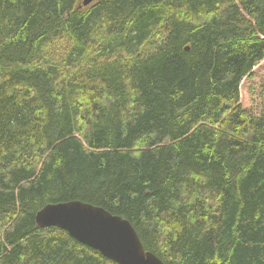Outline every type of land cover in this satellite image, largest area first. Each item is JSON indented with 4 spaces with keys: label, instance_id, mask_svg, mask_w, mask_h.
I'll return each instance as SVG.
<instances>
[{
    "label": "trees",
    "instance_id": "obj_1",
    "mask_svg": "<svg viewBox=\"0 0 264 264\" xmlns=\"http://www.w3.org/2000/svg\"><path fill=\"white\" fill-rule=\"evenodd\" d=\"M83 1L0 0V264H118L37 224L75 199L264 264V0Z\"/></svg>",
    "mask_w": 264,
    "mask_h": 264
},
{
    "label": "water",
    "instance_id": "obj_2",
    "mask_svg": "<svg viewBox=\"0 0 264 264\" xmlns=\"http://www.w3.org/2000/svg\"><path fill=\"white\" fill-rule=\"evenodd\" d=\"M91 1L84 0L83 3ZM36 221L42 228L65 229L76 240L118 264H166L145 249L139 233L128 219L99 205L79 199L51 202L36 213Z\"/></svg>",
    "mask_w": 264,
    "mask_h": 264
}]
</instances>
